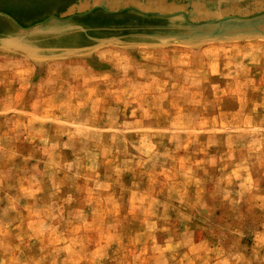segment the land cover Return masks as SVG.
<instances>
[{"label": "rangeland", "instance_id": "1", "mask_svg": "<svg viewBox=\"0 0 264 264\" xmlns=\"http://www.w3.org/2000/svg\"><path fill=\"white\" fill-rule=\"evenodd\" d=\"M136 4L100 48L0 50V264H264L262 41Z\"/></svg>", "mask_w": 264, "mask_h": 264}, {"label": "crops", "instance_id": "2", "mask_svg": "<svg viewBox=\"0 0 264 264\" xmlns=\"http://www.w3.org/2000/svg\"><path fill=\"white\" fill-rule=\"evenodd\" d=\"M122 1L0 0V50L30 48L27 43L32 42L49 44L55 50L100 48L99 44L105 43L106 40L102 41L109 32H136L137 0ZM211 2H214V24L186 28V34L195 36L194 41L186 43L201 47L214 42L216 48L220 43L245 46L247 42L262 41L264 47V10L260 11L264 0ZM110 5L118 6L119 13L108 12ZM45 35H49V40L41 38Z\"/></svg>", "mask_w": 264, "mask_h": 264}, {"label": "bare ground", "instance_id": "3", "mask_svg": "<svg viewBox=\"0 0 264 264\" xmlns=\"http://www.w3.org/2000/svg\"><path fill=\"white\" fill-rule=\"evenodd\" d=\"M26 6V5H25ZM19 7V6H18ZM19 9V8H18ZM23 9V8H22ZM20 10V9H19ZM242 19V18H241Z\"/></svg>", "mask_w": 264, "mask_h": 264}]
</instances>
